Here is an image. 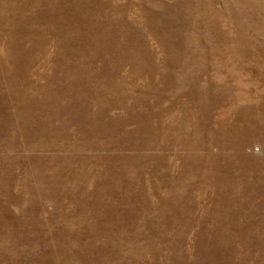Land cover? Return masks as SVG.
Returning <instances> with one entry per match:
<instances>
[{
	"label": "rangeland",
	"instance_id": "rangeland-1",
	"mask_svg": "<svg viewBox=\"0 0 264 264\" xmlns=\"http://www.w3.org/2000/svg\"><path fill=\"white\" fill-rule=\"evenodd\" d=\"M0 264H264V0H0Z\"/></svg>",
	"mask_w": 264,
	"mask_h": 264
}]
</instances>
